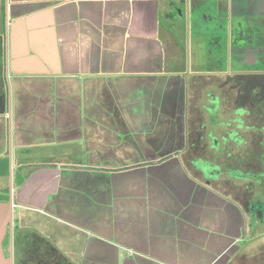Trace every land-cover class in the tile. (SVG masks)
<instances>
[{
	"label": "crops",
	"instance_id": "crops-1",
	"mask_svg": "<svg viewBox=\"0 0 264 264\" xmlns=\"http://www.w3.org/2000/svg\"><path fill=\"white\" fill-rule=\"evenodd\" d=\"M244 80L264 159V0H0V192L28 213L14 226L63 258L52 234H76L92 262L72 264H237L264 221L242 213L240 171L210 162L240 144L210 133L241 129Z\"/></svg>",
	"mask_w": 264,
	"mask_h": 264
},
{
	"label": "rangeland",
	"instance_id": "rangeland-1",
	"mask_svg": "<svg viewBox=\"0 0 264 264\" xmlns=\"http://www.w3.org/2000/svg\"><path fill=\"white\" fill-rule=\"evenodd\" d=\"M230 84L234 83L237 84V82H229ZM242 83V84H241ZM241 85L239 86V82H238V87L240 89V102L239 104V108L238 110H236V114H240L241 117H239L238 119L236 118V121H242L240 122L241 124V129H236V130H232V129H219L216 131V133H214L213 138H216V140H218V145L220 146V148L224 147L221 145L222 141H224V143L229 142L230 139H232L231 141L237 144H240V147L242 148L241 153L239 155H235L234 159H224V160H214V161H210L212 164L214 165H218L219 169H234L235 171H240L239 174H242V179H241V188L239 189V194L240 195V203H241V207H242V213L244 215L247 216L248 222L249 217L248 214L250 213V204L254 199V192L257 191V193H261V195L264 198V180L262 183V187L257 186V189L255 188L254 184L251 182V178L249 179L248 177H246L247 175H250L252 178L255 175H259L261 173L264 172V159H258L259 155L257 154L255 155H250V153L253 151L254 146L252 148V151L249 150L251 148V146H249L248 142V137H249V131L248 129H245V126H247L249 124V117L248 115V102H249V97H248V91L247 88L249 86L250 81L249 80H244L241 81ZM229 84V85H230ZM216 104V103H215ZM217 107V106H215ZM211 115L212 116H216L215 114V110L212 109L211 110ZM218 115V114H217ZM228 116H232V114L230 113H226L225 117ZM245 125V126H244ZM238 132V133H237ZM235 134H238V137H234ZM212 136L210 135V138ZM230 137V139L228 138ZM228 138V139H227ZM244 138V139H243ZM246 142V143H243ZM226 145V144H224ZM257 149V147H256ZM251 151V152H250ZM259 149H257L256 152H259ZM254 152V151H253ZM210 162H207L208 166L210 169H214L212 167V164ZM204 163V162H201ZM254 179V178H253ZM259 208L261 209V211L263 212V206L261 204H258ZM21 215L18 214V210H15V215L14 218L17 220L19 218L18 222L19 224L24 225V219L26 218V216L28 215V213L23 214L21 212V210H19ZM23 214V216H22ZM28 217V216H27ZM33 218H36V220H33ZM30 219V218H29ZM31 221L29 222H33L34 224H40L39 222H41L42 220L44 221V219L42 217H38V215L35 217V215L31 216ZM42 219V220H41ZM259 220H255V222H258ZM264 230V228H263ZM48 232V231H47ZM75 235V236H74ZM245 237L247 238V234L245 235ZM52 238L54 239V243L62 249V251H64V253H66V257L64 258L65 261H67L69 264H72V261H75L77 263H84V262H88V260H91L92 262V257L91 258H85L82 256V254L84 253V249H83V245L85 242L84 240H79L78 237L76 236V234H70V232L68 234L65 233H60V232H55L52 234ZM74 241H71L73 240ZM84 239V238H83ZM259 239V238H258ZM77 240V241H76ZM259 241V240H257ZM245 245L243 246V252L241 251L240 255H239V259H237V264H255L254 261L251 258H254L256 255L258 258H260L261 254L264 253V244L258 243L256 242L254 245V251L253 253L248 252V240H245ZM245 247V249H244ZM262 249V250H260ZM259 250V251H258ZM256 251V252H255ZM258 251V252H257ZM250 254V255H249ZM256 254V255H255ZM128 254L121 251L118 253V255L114 254L112 256H106V257H98L95 258V264H126L130 263L131 264H158V262H156V260L154 259H147L145 258L140 259L137 258L135 256H131L130 258L127 256ZM88 259V260H87ZM94 260V259H93Z\"/></svg>",
	"mask_w": 264,
	"mask_h": 264
},
{
	"label": "flooded vegetation",
	"instance_id": "flooded-vegetation-1",
	"mask_svg": "<svg viewBox=\"0 0 264 264\" xmlns=\"http://www.w3.org/2000/svg\"><path fill=\"white\" fill-rule=\"evenodd\" d=\"M213 137V132L210 133ZM8 192H0V202H8ZM263 206V212L258 209L259 205ZM251 220L264 221V203L251 202L250 204ZM16 219L13 215L12 237L10 233L6 235L3 247L6 257L9 256L8 248L11 244L12 248V263L13 264H69L63 257L58 255V252L50 248L49 243L42 237L31 234L30 231L19 229L14 226Z\"/></svg>",
	"mask_w": 264,
	"mask_h": 264
},
{
	"label": "water",
	"instance_id": "water-1",
	"mask_svg": "<svg viewBox=\"0 0 264 264\" xmlns=\"http://www.w3.org/2000/svg\"><path fill=\"white\" fill-rule=\"evenodd\" d=\"M12 194H9L8 202H0V264H13L12 263V246L10 244L8 248L9 256L6 257L3 247V242L10 233V239L12 237V225H13V198Z\"/></svg>",
	"mask_w": 264,
	"mask_h": 264
},
{
	"label": "trees",
	"instance_id": "trees-1",
	"mask_svg": "<svg viewBox=\"0 0 264 264\" xmlns=\"http://www.w3.org/2000/svg\"><path fill=\"white\" fill-rule=\"evenodd\" d=\"M241 177H242V175H241Z\"/></svg>",
	"mask_w": 264,
	"mask_h": 264
}]
</instances>
